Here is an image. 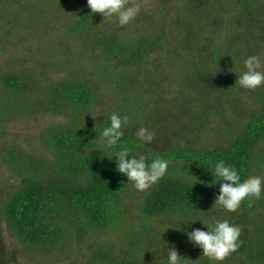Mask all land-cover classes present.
Segmentation results:
<instances>
[{"label":"trees","instance_id":"16d2710c","mask_svg":"<svg viewBox=\"0 0 264 264\" xmlns=\"http://www.w3.org/2000/svg\"><path fill=\"white\" fill-rule=\"evenodd\" d=\"M160 4L169 27L139 11L131 22L136 29L127 30L106 26L108 18L91 13L87 0H12L11 8L0 0V47L21 32L19 38L31 40L32 49L37 42L45 54L65 52L73 61L83 57L72 52L75 38H82L92 64L102 65L96 70L101 82L112 81L106 87L117 101L114 109L108 106L101 84L80 76L51 79L40 88L25 69L28 57L16 58L25 60L23 68L0 72V138L7 123L34 112L59 110L68 117L34 136L40 151L30 140V147H3L2 157L18 181L9 191L0 189V264H12L13 253L3 227L25 252H53L52 257L73 239L80 246L91 242L84 264H166L169 247L184 258L182 264H264V192L258 200L245 198L235 210L213 205L219 184H212L211 174L222 159L234 164L242 179L264 178V84H236L244 59L264 44V0H183L174 11L173 0ZM63 17L58 41L65 44L56 47L47 39L56 33L51 18L56 23ZM173 77L180 78V93L174 104H165L161 89ZM245 96L251 106L242 102ZM100 103L103 111L93 118L89 111ZM114 112L128 117L121 147L168 162L164 177L137 199L115 158L109 161L111 153L102 148L100 133ZM141 127L155 135L138 148ZM213 217H227L241 228L239 248L220 261L203 255L186 235ZM108 233L117 242L100 238Z\"/></svg>","mask_w":264,"mask_h":264},{"label":"rangeland","instance_id":"374dc122","mask_svg":"<svg viewBox=\"0 0 264 264\" xmlns=\"http://www.w3.org/2000/svg\"><path fill=\"white\" fill-rule=\"evenodd\" d=\"M163 2V0H137V3L139 4L140 11L143 12V14L147 13L150 17V15H153V21L156 25H159L163 22H165V25L167 27L170 26V19H165V16H163L161 11V4L160 2ZM183 4V0H173V11L175 8L179 5ZM8 6L11 8L12 6V0H8ZM70 8V7H69ZM154 11V12H153ZM22 12H19V21L23 23L25 21L24 18H21L23 15H20ZM18 15V14H16ZM71 21L73 22V17L75 16L74 13L71 12ZM163 16V17H162ZM108 22L105 23L106 26L112 27V28H127V30H131L134 26L137 25L136 22L129 23L126 25V27H121L118 24V21L115 17L106 19ZM65 21V17L62 19H59L58 22L54 23L55 21L51 18V23H53L52 28L56 30V33H51L49 36H47V39L50 41V43H53L56 45V47L63 46L64 42H59L58 38L63 33V23ZM22 25V24H21ZM20 23H18L19 28H21ZM26 26H28L26 24ZM51 28V29H52ZM152 29H157V27H151ZM136 29V27H134ZM58 33V35H56ZM42 35V34H41ZM13 38H9L10 44L8 45H1L0 47V72L1 71H7L9 69H13L12 67H17L18 69L21 67L23 68L24 65V59H22L20 62L17 61L16 58H29L28 63H26L25 69H29V71H32V75L34 77H37L39 82V87L42 88L44 85L48 83L51 79L57 80L61 79L65 76H80L84 78L86 81L90 82L91 84H101V88L103 90V95L105 96L104 102L107 103L108 106L111 108L116 107L117 101L116 98L112 97V90L109 91L106 87L107 84L111 83L112 81L109 80L107 82H101L103 81V78H101L99 72L96 73V70L98 68H102L101 64H92L90 61V58L87 55V50L89 47L87 46V42H85L82 38H75V41L72 45V52H75L76 55H82L83 57L71 60H66L67 56L66 53L63 52V54L59 53H50L45 54L42 52L41 46L34 42V48L32 49V41L29 40L25 42L22 38L19 37L23 36L21 32H16L12 34ZM63 38V37H61ZM43 37H41V44H42ZM49 43V44H50ZM31 47V48H30ZM257 52L262 62H264V44L259 45V51ZM165 55V52L162 53V56ZM66 60V61H65ZM43 65L46 66L43 67ZM65 68H61L63 66ZM67 66H71L72 69L68 70ZM94 66V67H93ZM262 69H264V63L261 65ZM240 71L242 68L239 69ZM71 71V72H70ZM70 72V73H69ZM114 73L110 72V77H113ZM172 77V76H171ZM180 78L178 77L177 80L171 78V82L167 81L164 85V87L161 89V98L163 99V103H170L174 104V98L180 93ZM33 94L35 96L36 90L33 91ZM218 97V96H217ZM222 99V97H221ZM242 102L245 106H251L253 104V101L251 98L245 96L243 97ZM192 106V105H191ZM164 107V106H163ZM162 108V107H161ZM177 108V107H176ZM114 109V108H113ZM167 109V107H165ZM178 109V108H177ZM103 111V105L100 103L94 108H92L89 111V114L95 118L100 115ZM68 120V117L66 113L60 112L59 110L52 111L49 110V113H42V112H34L32 117H20L17 120H15L11 124H6V135L0 138V189L3 188L4 191H9L11 188V185H15L18 181L17 176L15 175V172L8 167L7 163L4 161V158L2 157L3 154V147L7 146V143L10 144H18L21 147H30L28 146L29 142L26 141H32V147H35L37 150L40 151L42 145L39 141L34 140V136L38 135L40 131L43 128L53 127L58 125L59 123H63ZM230 121H233L234 119H229ZM221 133L219 132L217 136H220ZM15 139V140H14ZM36 145V146H34ZM43 150V148H42ZM141 192L134 191L133 192V199L139 198V194ZM3 238L6 244V248L8 252L12 253L11 263L12 264H48L49 259L53 260L55 259L52 264H84L86 257L88 254H90L89 251V245L91 242L85 243L84 246H80L78 244L77 239H73L74 242L71 244L70 247H64V250H58L55 251V256L52 257L53 252H50L49 254L45 253H37L33 252H25L22 250V247L19 245V243L13 238L11 232L7 227H3ZM264 233V232H263ZM174 239H177V234H172ZM100 238L104 239H110L114 242H117L116 236L113 234H106L101 235ZM93 243V242H92ZM49 258V259H48Z\"/></svg>","mask_w":264,"mask_h":264},{"label":"clouds","instance_id":"9594fccd","mask_svg":"<svg viewBox=\"0 0 264 264\" xmlns=\"http://www.w3.org/2000/svg\"><path fill=\"white\" fill-rule=\"evenodd\" d=\"M87 6L91 13L102 14L104 19L115 17L121 27L132 22L140 11L137 0H87ZM262 63L264 62L258 53L248 55L243 61L244 70L237 77L236 84L244 88H256L264 84ZM108 119V125L103 127L100 133L103 150L111 153V158H106L109 161L115 158L116 170L127 178L126 184L130 183L136 191L146 192L166 174L167 160L159 156L149 160L144 155L133 154L127 147H121L124 143L121 142L124 136L122 126L128 123V117L114 112ZM154 135V132L141 127L136 133V137L142 142L138 148L151 143ZM211 174L216 178L212 180V184H219V193L213 205L235 210L245 198L258 200L264 192V178L247 176L242 179L237 167L222 159L212 166ZM240 234V226L227 217H213L206 227L186 233L191 244L202 249L203 255L216 261L223 260L226 255L237 251L240 246ZM183 260L175 247H169L166 264H182Z\"/></svg>","mask_w":264,"mask_h":264}]
</instances>
